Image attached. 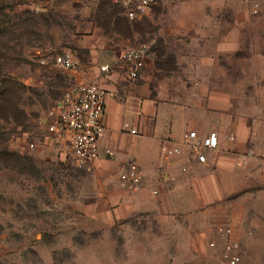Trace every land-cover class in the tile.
Wrapping results in <instances>:
<instances>
[{
  "label": "rangeland",
  "instance_id": "rangeland-1",
  "mask_svg": "<svg viewBox=\"0 0 264 264\" xmlns=\"http://www.w3.org/2000/svg\"><path fill=\"white\" fill-rule=\"evenodd\" d=\"M239 5L251 20L242 34L241 57L220 60L233 75L210 77L233 84L229 93L239 113L264 133V0H239ZM155 32L149 18L129 20L109 0L0 3V55L5 56L0 79L8 88L2 98L0 88V264H221L218 250L208 245L210 228L200 230V220V231L191 235V223L166 235L161 230L169 228L147 215L113 225L93 217L97 187L75 165L68 136L51 127L50 111L76 83L72 70L55 64L56 54L70 50L88 63L86 44L101 40L122 62L125 49L151 42ZM167 66H176V60L166 59ZM260 142L258 152L264 154V139ZM231 222L229 212L216 227ZM250 254L245 264H264V249L254 247Z\"/></svg>",
  "mask_w": 264,
  "mask_h": 264
},
{
  "label": "crops",
  "instance_id": "crops-1",
  "mask_svg": "<svg viewBox=\"0 0 264 264\" xmlns=\"http://www.w3.org/2000/svg\"><path fill=\"white\" fill-rule=\"evenodd\" d=\"M246 15L239 0L155 4L141 19L149 18L157 32L148 43L152 50L144 75L134 80L105 42L86 44L90 61L72 70L76 83L96 81L107 91L100 156L84 168L97 187L93 217L113 225L147 215L169 228L161 230L166 235H174L177 225L196 227L200 220V230L210 228V241L230 212L235 237L245 249L242 264L249 262L254 247L264 249V154L258 152L264 133L256 132L255 124L239 113L237 100L229 93L233 84L210 77L234 74L220 60L241 57L242 34L251 25ZM172 58L176 66L165 67V60ZM107 64L109 70H103ZM194 90H199L196 96ZM190 130L200 134L217 130L221 135L218 148L206 150V163L190 155L183 142ZM227 132L235 134L234 141L224 136ZM165 146L181 150L171 164L164 162ZM132 162L142 173L137 188L125 184ZM195 227L186 228L187 234L200 231ZM213 249L220 255L219 248Z\"/></svg>",
  "mask_w": 264,
  "mask_h": 264
},
{
  "label": "built area",
  "instance_id": "built-area-1",
  "mask_svg": "<svg viewBox=\"0 0 264 264\" xmlns=\"http://www.w3.org/2000/svg\"><path fill=\"white\" fill-rule=\"evenodd\" d=\"M118 4L129 20H141L160 0H112ZM253 1V0H251ZM256 9L257 2H253ZM150 45L141 43L124 50L121 60L126 66L130 79L143 77L146 61L150 53ZM57 66L67 70H77L82 62L70 50L54 56ZM110 65L102 66L109 70ZM107 91L98 82L75 83L60 100L55 109L50 111L51 127L58 133H67L71 146L74 163L78 168H85L96 161L100 156L101 140L105 134L104 114L106 109ZM133 133L137 130L132 129ZM224 136L234 141L233 132ZM221 135L217 130L200 134L197 130L184 133L183 142L189 149L190 155L197 161L206 163V150L216 149L220 145ZM181 153L178 147H163V159L166 164L174 162V158ZM183 171L187 170L183 166ZM174 179V176H171ZM142 183V173L139 165L132 162L129 165L125 184L130 188H137ZM209 246L220 249V262L222 264H242L244 249L235 237L234 228L225 226L217 228Z\"/></svg>",
  "mask_w": 264,
  "mask_h": 264
},
{
  "label": "trees",
  "instance_id": "trees-1",
  "mask_svg": "<svg viewBox=\"0 0 264 264\" xmlns=\"http://www.w3.org/2000/svg\"><path fill=\"white\" fill-rule=\"evenodd\" d=\"M3 1H4V0L0 1V3L3 4ZM109 1L112 2L113 5H115V6H119L118 4L114 3L112 0H109ZM119 7H120V6H119ZM120 8H121V7H120ZM121 11H122V9H121ZM3 57H5V56L1 54V55H0V77H1V73H2ZM0 88H3V91H2L3 93L1 94V95H2L1 98H2V97H4V95L6 94L8 88H5V86H4V80H1V79H0ZM4 93H5V94H4Z\"/></svg>",
  "mask_w": 264,
  "mask_h": 264
}]
</instances>
